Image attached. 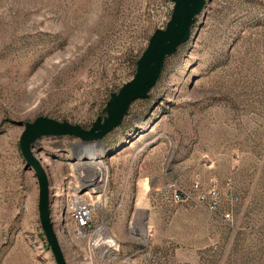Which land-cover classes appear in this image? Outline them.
Masks as SVG:
<instances>
[{"label":"rangeland","instance_id":"1","mask_svg":"<svg viewBox=\"0 0 264 264\" xmlns=\"http://www.w3.org/2000/svg\"><path fill=\"white\" fill-rule=\"evenodd\" d=\"M172 7L0 0V264H56L19 148L25 123L45 116L89 129ZM90 145L102 150V177L76 166ZM32 151L67 264H264V0H205L120 125L90 143L43 136ZM79 184L95 204V236L75 235L68 210Z\"/></svg>","mask_w":264,"mask_h":264},{"label":"water","instance_id":"2","mask_svg":"<svg viewBox=\"0 0 264 264\" xmlns=\"http://www.w3.org/2000/svg\"><path fill=\"white\" fill-rule=\"evenodd\" d=\"M173 4L169 20L164 28H157L151 34L146 48L136 60L133 77L117 92H112L104 107L105 115L97 117L89 129L67 121L39 116L27 122L19 140V148L26 167L33 169L39 183V217L46 242L56 264H67L60 243L55 234L50 215V193L48 175L35 157L32 144L43 136H73L84 143L98 141L120 125L131 103L145 99L159 78L165 59L174 54L186 42L196 17L201 13L205 0H170Z\"/></svg>","mask_w":264,"mask_h":264},{"label":"built area","instance_id":"3","mask_svg":"<svg viewBox=\"0 0 264 264\" xmlns=\"http://www.w3.org/2000/svg\"><path fill=\"white\" fill-rule=\"evenodd\" d=\"M74 187L77 189L76 185ZM201 198H205V195L202 194ZM179 199L180 195L175 193L174 200ZM68 212L75 225L76 237L85 238L87 235L95 236L101 233V228L93 227L94 205L87 199L72 198L71 209Z\"/></svg>","mask_w":264,"mask_h":264},{"label":"bare ground","instance_id":"4","mask_svg":"<svg viewBox=\"0 0 264 264\" xmlns=\"http://www.w3.org/2000/svg\"><path fill=\"white\" fill-rule=\"evenodd\" d=\"M101 153H102V150L101 149H96L94 145L80 147V149L77 150V155L78 156H77L76 166L78 167V166H80L82 164H87L92 169L95 170L96 174L99 177H102L103 168L101 167L100 160H99V157H100ZM83 178H85V176L84 175H80V179H83ZM82 186L84 187L85 184H82V185L79 184V186H77V189L75 191H77V193H78V191L82 188ZM94 187L92 186V188H94ZM145 189H146V186L144 187L143 190H145ZM77 193L73 192L72 193L73 194L72 197L73 198H77V199H86V198H84V196L82 197L81 195H82V193L88 194V192H86V191L79 192V193H81L80 195H79V193L77 195ZM71 200H72V198H70V200H69V210L68 211H70V209H71ZM98 244H99V242H98ZM95 245H96V242H95Z\"/></svg>","mask_w":264,"mask_h":264}]
</instances>
